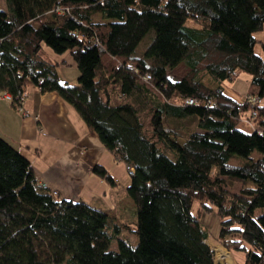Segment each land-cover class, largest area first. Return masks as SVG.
<instances>
[{
	"label": "trees",
	"instance_id": "1",
	"mask_svg": "<svg viewBox=\"0 0 264 264\" xmlns=\"http://www.w3.org/2000/svg\"><path fill=\"white\" fill-rule=\"evenodd\" d=\"M263 30L264 0H0V91L57 93L133 167L138 220L126 232L139 239L132 247L104 211L42 188L0 136V264H216L201 221L210 213L221 245L264 264V106L221 84L249 74L248 96L264 99ZM45 46L74 57L78 85L61 81ZM93 172L116 185L102 165Z\"/></svg>",
	"mask_w": 264,
	"mask_h": 264
},
{
	"label": "crops",
	"instance_id": "2",
	"mask_svg": "<svg viewBox=\"0 0 264 264\" xmlns=\"http://www.w3.org/2000/svg\"><path fill=\"white\" fill-rule=\"evenodd\" d=\"M42 55L57 64L61 81L75 83L62 69L60 71L64 66L75 67L70 53L59 56L45 46ZM27 93L23 107L29 112V118L12 102L0 99V136L28 158L44 188L57 192L62 201L81 202L104 211L127 233L136 225L138 217L137 206L127 195L132 179L127 174L126 164L118 162L107 151L77 110L57 93L43 94L37 88H29ZM98 164L112 175L116 185L94 174L93 169Z\"/></svg>",
	"mask_w": 264,
	"mask_h": 264
},
{
	"label": "rangeland",
	"instance_id": "3",
	"mask_svg": "<svg viewBox=\"0 0 264 264\" xmlns=\"http://www.w3.org/2000/svg\"><path fill=\"white\" fill-rule=\"evenodd\" d=\"M51 19V18H50ZM95 22H99L102 23L101 17L98 15L94 18ZM255 38L258 39V41L260 42H264V30L261 32H256V34L254 35ZM255 52L256 54H259L262 58H264V52H263V48H261L260 44L258 43L255 47ZM61 69L63 70L62 73H65V75L67 77H69L68 79L73 81L75 80V83L71 84V85H78L79 84V69L77 67V65H75V67H61ZM170 76L174 79H182V77H184L187 74V68L185 67V65H181L180 68L174 70V71H170ZM61 75V72H60ZM64 79V78H63ZM63 82H66L64 80H62ZM204 83H206V85L212 89H214L215 87L218 86L217 82H214V80H212V78L208 77L204 80ZM251 83V76L249 74H245V73H240L239 76L236 77V79L234 81H230V80H226V82L221 83L225 93H228L230 96H232L233 98H235L236 100H245L248 97V90H249V86ZM187 123L188 121L184 120V122H182L181 124ZM239 128L250 134L252 132H254V127L255 126H248L246 125L244 122L239 124ZM192 126V130L195 131L196 127ZM181 142H183L182 140H180ZM253 157L255 159H259L261 158L260 155L256 152ZM198 206L199 204H196L192 213L194 215H197L198 212ZM201 221H202V225H204L205 229L208 232V240L206 241L207 244L209 245V247H212V249L215 252V257H216V264H244V260H245V256L243 255L242 252H239L237 250H233L232 252H229L228 249L225 248V246L221 245L220 242L218 241V237H219V230H220V224H219V220L218 217L215 213H210V214H204L201 216ZM124 238L129 240L130 245L132 247H136L139 243V239H137V237L135 235H131V234H127V233H123ZM118 248V244L117 241H115L111 247L112 250H117Z\"/></svg>",
	"mask_w": 264,
	"mask_h": 264
},
{
	"label": "built area",
	"instance_id": "4",
	"mask_svg": "<svg viewBox=\"0 0 264 264\" xmlns=\"http://www.w3.org/2000/svg\"><path fill=\"white\" fill-rule=\"evenodd\" d=\"M148 80H150V77L147 78V81ZM27 98H28V93L27 92H20L18 97H17V99H15V97L10 92L7 93V92L0 91V99L6 100V101H10V102H15V100L20 102L18 104L17 109H18V111H20L23 114V116L25 118H29L30 117L29 112L24 110V107H23ZM246 101L249 102V103H252L253 105H258V106L259 105H263L264 106V99H260V98L258 99V98H254V97H249L248 96ZM185 105L194 106V101L192 99H186L185 100ZM253 117H257V113H253ZM36 120H38V119L36 118ZM245 123L248 124V125L253 126L250 121L249 122L245 121ZM42 132L43 131H41V134H42ZM126 170H127V173L130 175V177L135 174L134 173V169H133L132 166L131 167L127 166ZM41 187L44 188L43 185H41ZM54 195L57 196L58 193L56 192V193H54Z\"/></svg>",
	"mask_w": 264,
	"mask_h": 264
}]
</instances>
